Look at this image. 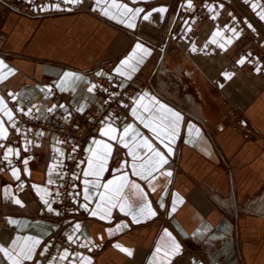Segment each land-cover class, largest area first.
I'll return each mask as SVG.
<instances>
[{"label":"crops","instance_id":"0c3cea01","mask_svg":"<svg viewBox=\"0 0 264 264\" xmlns=\"http://www.w3.org/2000/svg\"><path fill=\"white\" fill-rule=\"evenodd\" d=\"M170 1L102 0L97 5L96 0H80L81 10L57 14L44 13L42 6L18 10L0 0V60L8 66L4 73L13 70L0 82V98L4 101L0 125L6 138L14 104L41 117L59 118L64 123L76 119L85 125L98 99L94 88L88 91L93 86L92 76L108 77L120 84L135 82L127 121L117 125L106 120L93 140L102 143L92 142L82 160L73 194L75 219L68 228L69 236L82 246V251L72 264H264V78L257 67L239 63L243 58L239 36L226 25V15L244 16L253 35L252 43L263 50L264 34L233 0H222L220 13L210 19L178 17L171 42L157 47ZM237 1L264 30V6L258 0ZM189 2L193 7V0ZM113 3L143 9L134 20V28L127 27V16L120 17L124 22L111 18L121 11L112 8ZM203 3L210 5L208 0ZM105 7L110 8V15L103 14ZM160 8L166 11H153ZM148 13L150 19L144 20ZM217 32L219 35L214 36ZM137 43L150 54L144 56L137 51L135 58L122 66L121 61L133 53ZM117 67H121L120 73ZM66 72L82 77L74 88L58 87ZM224 73L231 74V78L226 79ZM153 98L183 117L173 143H161L138 119L142 116L160 123L155 117L163 113L156 111L159 104ZM133 108L137 116L132 114ZM229 108L249 131L228 116ZM108 125L118 129L117 136L132 125L139 136L126 138L129 147L125 148L101 135ZM189 125L194 126L191 135ZM195 129L200 130L199 137ZM143 139L168 161L148 180L132 175L131 165L135 162L139 166L152 153L140 147L136 148L135 161L129 155V149ZM104 143L111 145V153L99 183L127 173L129 181L143 189L155 216L144 214L138 217L139 223H133L132 216L119 207L112 208L111 215L104 219L91 215L104 189L92 187L96 178L84 177L83 172L89 157ZM166 144L172 148L171 154ZM64 159L53 137L44 141L23 135L17 148L7 154L8 167L0 173V248L19 259L20 264H34L54 230V222L48 219L55 212L51 184L57 176L56 167ZM14 169L18 179L13 176ZM85 179L90 182L88 201L84 199ZM122 195L134 211L145 202L131 183ZM16 199L23 206L16 204ZM85 204L87 210L82 207ZM49 206L53 211H48ZM118 225L127 227L117 230ZM165 230L171 237L165 235ZM173 238L180 246L178 254H173ZM35 241L39 244L32 258H20L18 253L33 247ZM115 245L130 249L132 255ZM64 255L59 254L53 264L63 263L66 257H60ZM0 264H12L2 251Z\"/></svg>","mask_w":264,"mask_h":264},{"label":"built area","instance_id":"2783aa9c","mask_svg":"<svg viewBox=\"0 0 264 264\" xmlns=\"http://www.w3.org/2000/svg\"><path fill=\"white\" fill-rule=\"evenodd\" d=\"M204 1L193 0V7H189L188 0H171L170 9L156 46L171 42L172 28L178 17L187 19L192 16L204 21L220 13L222 0H208L209 6H205ZM258 1L264 6V0ZM6 3L9 7L18 10L19 8L26 9L29 5L42 6L45 8L44 13L67 14L82 9L79 3H67L65 0H6ZM226 25L233 28L239 36V53L244 62L249 66L257 67L264 78V50L252 43L253 35L249 31L244 16L227 14ZM92 82L95 85L94 91L98 99L85 125L78 123L76 119L74 123H64L59 118L29 114L25 107L14 104V115L8 126V136L0 141V173L8 167V160L5 159L8 150L17 148L18 139L23 135L31 139L39 137L44 141L53 137L59 142L65 155L64 161L56 167L57 176L51 184L54 192L55 212L49 214L48 219L54 222V230L34 264H53L59 254H65V250L68 254L61 264H72L75 255L82 251V246L73 239L70 241L68 234V228L75 219L73 194L82 160L87 147L92 144L99 128L106 120L110 119L117 125H123L129 116L128 101L135 88L133 80L120 84L108 77L92 76ZM227 114L236 124L241 125L247 131L250 130L232 108L227 110Z\"/></svg>","mask_w":264,"mask_h":264},{"label":"snow or ice","instance_id":"6c2138e0","mask_svg":"<svg viewBox=\"0 0 264 264\" xmlns=\"http://www.w3.org/2000/svg\"><path fill=\"white\" fill-rule=\"evenodd\" d=\"M65 2H67V3H79L80 0H65ZM96 3H97V5H100L102 3V0H96ZM188 6L191 7L190 2H189ZM111 7L121 10V11H119L118 15H116V14L111 15V18L118 19L119 22H124L123 20L120 19V17L127 16L129 18L128 23H127V27H129V28L135 27L134 20H135L136 16L139 15L141 12H143V9H140V8L131 9V8H128V6L124 5V4L117 5V4L113 3L111 5ZM102 11H103L104 15H110V8L109 7L103 8ZM153 11H159L161 13H164L166 11V9L160 8V9H154ZM150 16H151V13L145 14L143 16V19L149 20ZM233 32L235 33L234 29H233ZM215 35H219V32L214 33V36ZM212 42H215V40H213ZM192 50L195 51V47H193ZM137 51L142 52L144 56H147L150 54L149 49L145 48L142 44L137 43L135 45V49H134L133 53L130 54V56L127 57L124 61H121V65L122 66L128 65L129 61H131L135 58ZM142 58H141V60H142ZM139 62L140 61H138V63ZM243 62H244V60L242 58L241 61H239V63L242 64ZM6 68H8V66L2 60H0V82H2L7 77L8 74L13 72V70L8 69V72L4 73L3 69H6ZM132 71L133 72L136 71L135 66L132 67ZM116 72L120 73L121 67H117ZM121 74H123V73H121ZM98 75H99V73H98ZM224 76L226 79L231 78V74H229V73H224ZM80 79H82V77L77 76V74L71 73V72H66V73H64V79L60 82L58 87H60L62 89L74 88L75 82L77 80H80ZM94 87H95V85L90 87L88 89V91L92 92ZM221 87H223V85H221ZM145 95H147V94H145ZM153 102L156 104H159V101H156L155 98H153ZM3 104H4V101L2 98H0V106H2ZM145 111H148L147 107H145ZM156 111L163 113L162 115L155 117V119H158L160 121L159 124H155L152 120L146 121L142 116H138V119H140L141 122L144 123L145 127L151 129V131L154 133V135L158 139L161 140V143H163L164 140H167L169 142V144L173 143L176 139V135L179 131V126H180V123H181L183 117L181 116L180 113L173 111L171 108H168L166 105H163V104H159V108ZM29 114H30V112H29ZM132 114L134 116H137V109L136 108L132 109ZM8 118H9V120L12 119V116L10 113H8ZM193 127H194L193 125L188 126V131H189L190 135L192 134ZM117 133H118V129L111 127L110 125H108L105 129H102V131H101V135L108 136L109 139L121 143L125 148L129 147V144H128L126 138L131 136L132 139L134 140L136 136H139V133L136 131V129L132 125L126 126L123 129V132L121 134H119V136H117ZM195 135H196V137L200 136V130L199 129H195ZM3 138H6L5 130L3 129L2 125H0V139H3ZM188 142L190 143L191 140ZM93 143L100 145L102 142L101 141H93ZM140 147H146L148 149V151H150L152 153V155L148 157L147 161L140 164L139 166L134 162L131 165L132 175L138 176L144 180H148V178L150 176H152L154 171H157L164 164H167L168 161H167L165 155L161 151L154 148L153 145L151 143H149V141L147 139H143L141 143L136 144L133 148L129 149V155L133 157L134 161L138 158V153L136 152V148H140ZM165 147L167 148L168 153L171 154L172 148L170 146H168L167 144L165 145ZM8 151L11 152L12 150L9 149ZM89 151L91 152L92 149H89ZM110 153H111V145L104 143L102 149L97 150L93 156L89 157L88 168L83 172L84 177L94 176L96 178V180L94 182H92V187L97 188V189H99V188L104 189L103 192L99 193L100 203L97 204L96 210L92 211L91 215H93V216L100 215V218L104 219V218L109 217L111 215V209L112 208L119 207L121 212H124L126 215L132 216L133 223H139L140 219L138 217L143 216L144 214H147L149 216H155L156 213L151 209L150 204L148 202H146V195L143 193V189L140 188V185H138L134 182H130L127 173H124L123 175L119 176L118 178H114L112 180H109L105 184L99 183V178H100L101 174L103 173V171L105 170V166H106V163H107V160L109 158ZM5 159H7V154L5 156ZM24 163L26 165L27 160H25ZM126 165H127V162L122 164L121 170ZM49 175H51V169H50ZM167 175L170 176L171 173L168 172ZM13 176L16 177L17 179L19 178L18 172L15 169L13 170ZM74 178H76V177H74ZM51 182L52 181L50 179L49 183H51ZM89 183L90 182L87 179L84 180V184H85L84 199L86 201H88L90 199L89 188H88ZM130 183H131L132 188L139 192V194L141 195V199L143 201H145L135 211L132 210L131 206L127 203V199L125 197H123V195H122L124 192V189ZM42 199H43V197H42ZM177 199L179 200L181 198L177 197ZM14 202L18 205L23 206L22 202L19 199H16ZM44 202H45V204L48 203L47 200H45ZM175 203H176V201L174 200L173 211H175ZM82 207H84L87 210L86 204L82 205ZM126 209H127V211H126ZM48 211H50V212L53 211L51 206L48 207ZM125 227H127V225H118L117 230H121ZM75 228H76V230H79L80 225L77 224L75 226ZM111 232H112V230L110 229L109 233L111 234ZM165 235L171 237V234L168 233L167 230H165ZM71 239H72V237H69L70 241H71ZM37 244H39V241H35L33 244V247H31V248H28L26 250L22 249L21 252L18 253V256L22 259H31L32 255H33V249H34L35 245H37ZM115 246L118 248H121L120 245H115ZM172 247L174 249L173 254H178L180 246L175 243L174 238L172 241ZM121 250L124 251L129 256L132 255V251L130 249L121 248ZM0 251L4 252V254L6 256H9V259L12 260V264H20V260L19 259H13L9 255V253L6 249L0 248ZM160 251H161L160 247L157 246L156 253H159ZM67 254H68L67 250H65V255L61 256L60 259H64L67 256ZM154 255H155V253H154ZM165 255L167 256L168 253H165ZM83 259L88 260V258H83ZM89 264H90V261H89Z\"/></svg>","mask_w":264,"mask_h":264},{"label":"water","instance_id":"95a60500","mask_svg":"<svg viewBox=\"0 0 264 264\" xmlns=\"http://www.w3.org/2000/svg\"><path fill=\"white\" fill-rule=\"evenodd\" d=\"M241 9V11L246 15V17L264 34V30L261 28V26L254 20V18L248 13L246 9L242 7V5L237 1L233 0Z\"/></svg>","mask_w":264,"mask_h":264},{"label":"bare ground","instance_id":"6f19581e","mask_svg":"<svg viewBox=\"0 0 264 264\" xmlns=\"http://www.w3.org/2000/svg\"><path fill=\"white\" fill-rule=\"evenodd\" d=\"M259 202V201H258ZM252 205V204H251ZM259 206V205H258ZM257 209V208H256ZM255 210V209H254ZM258 210V209H257Z\"/></svg>","mask_w":264,"mask_h":264}]
</instances>
